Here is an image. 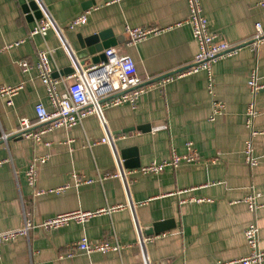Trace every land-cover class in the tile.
<instances>
[{"label": "crops", "instance_id": "crops-1", "mask_svg": "<svg viewBox=\"0 0 264 264\" xmlns=\"http://www.w3.org/2000/svg\"><path fill=\"white\" fill-rule=\"evenodd\" d=\"M199 1L208 30L230 43L246 40L254 22L264 23L257 0ZM24 2L0 0V86L23 84L11 106L0 95V137L8 135L4 141L0 138V231L21 227L25 217L40 223L76 209L125 207L94 216L84 224L71 221L52 230L34 228L28 237L19 236L0 246V264H146V260L151 264H212L248 253L243 230L252 220L259 228V247L264 249V87L255 98L258 134L253 140V155L258 164L250 168L244 159L248 137L245 111L251 99L246 82L256 68L258 81L264 84V43L254 52L242 45L235 54L213 64L215 98L224 102L225 110L211 121L212 98L205 71L151 82L185 68L198 52L191 26L184 22L189 14L186 0H42L59 29L50 28L45 37L29 35L34 21L23 12ZM87 10L86 22L69 29V22ZM179 22L182 24L177 25ZM126 26L166 30L127 46ZM102 30H110L118 38L111 47L132 58L145 87L135 103L103 109L102 117L114 138L113 150L99 142L105 131L96 114L85 116L69 129L45 132L38 142L22 137L19 117H27L34 124L31 130L38 131L44 124L36 123L34 105L41 103L51 110L34 67L37 51H53V76L60 77L70 64L61 39L76 50L78 35ZM20 40L19 45L5 49ZM18 60L26 61L29 70L22 72ZM91 64L86 61L84 66ZM62 89L59 84L58 90ZM189 142L197 162L166 167L157 175L135 171L169 159L172 152L186 154ZM45 154H49L48 159L37 167L38 187H68L33 198L24 172L33 157ZM136 158L139 166L131 167ZM118 159L125 169L132 170L128 188L119 178L101 179L115 172ZM74 173L92 181L76 184ZM251 191L259 193L255 214L244 202ZM192 197L203 201H189ZM161 221H168L169 229L144 233L149 224ZM140 233L149 237L144 245L138 243ZM83 236L90 242L110 243L115 237L121 250L91 254L75 250L73 242ZM68 251H73L72 257L65 256Z\"/></svg>", "mask_w": 264, "mask_h": 264}, {"label": "built area", "instance_id": "built-area-1", "mask_svg": "<svg viewBox=\"0 0 264 264\" xmlns=\"http://www.w3.org/2000/svg\"><path fill=\"white\" fill-rule=\"evenodd\" d=\"M34 1L41 10L42 18L34 20V24L29 32V35H40L45 37L50 28H57V26L42 0ZM120 1L122 0H109L108 3H119ZM186 2L188 4L189 14L184 22L190 24L191 26L192 36L197 43L198 52L194 55L184 70L173 75L181 77L200 70L206 72L207 90L212 98L209 120L213 121L216 116L223 114L225 110L224 102L215 98L213 88V64L220 58L235 54L238 48L244 44L249 46L251 51H256L257 48L264 43V23L260 21L254 22L253 32L246 40L238 43H230L219 37L218 34L212 33L208 30L207 20L202 14L199 0H186ZM256 4L260 8L261 15L264 19V0H257ZM88 12L89 10L75 17L71 22H69L68 28L73 29L78 25L84 24L87 20L86 15ZM180 24H182V22L177 23V25ZM125 30L129 35V39L125 41V44L127 46H133L150 36H154L165 31L166 28L158 26L132 28L126 26ZM21 42L22 40L7 44L5 49L17 46ZM61 43L69 54L73 71L67 75L54 77L53 68L51 66L53 51L49 48L37 51V60L34 67L37 71L38 77L41 79L45 87L47 97L51 104V110H47L41 103L35 104L34 111L36 115V123L44 124V127L38 131H32L31 128L34 124L27 117L21 116L18 119V131L21 133L22 137L38 142L41 140V135L45 132L51 131L55 128L69 129L74 125L80 124L85 116L96 114L100 120L101 127L105 131L104 136L99 142L108 144L113 150L114 138L107 130V124L105 119L102 117V111L104 108L121 105L126 102L133 104L139 95L145 91V87L142 85L143 80L137 73L135 63L129 55L119 53L115 47H109L103 50L106 57L105 61H100L89 66L80 65L79 61L73 59V50L63 38L61 39ZM16 64L22 72H26L31 67L26 61L22 60L16 61ZM171 78L172 75L165 77L161 79V83L168 81ZM59 84L63 85V89L61 91L58 90ZM246 85L250 92L251 99L247 104L245 111V128L248 130V137L244 142V159L247 166L252 168L258 164L257 157L253 155V140L258 134L254 126V120L257 115L255 98L258 92L264 87V84L258 81L256 68L250 71ZM22 88L23 84L0 86V95L6 98V105H12V98ZM110 96L113 97L106 99ZM165 127L166 126H161V128ZM7 136V134L2 133L0 138L2 140H6ZM48 157L49 154L33 157L24 172L27 184L31 188L33 198L48 192L59 193L68 187V185L51 189H41L38 187L37 167L39 164H43ZM197 160L198 157L195 149L189 142L187 144L186 154L179 155L172 152L169 159L162 160L160 162L154 161L149 164L142 165L135 171L142 175H157L166 167L176 168L181 163H194L197 162ZM131 171L132 170L125 169L122 165V161L118 159L115 172L106 173L101 176V179L119 178L123 181L125 187L128 188L129 183L131 182L128 174ZM73 179L76 184L82 182L90 183L92 181L90 178H82L75 173L73 174ZM184 191L186 190H179L178 192L181 193ZM258 197V192L251 191L244 198L247 208L253 214H255V211L258 208L256 202ZM184 201L185 200H181V203ZM189 201L201 202L203 199L192 197ZM129 206L133 207V204H129L128 207ZM124 207L125 206L122 204H117L93 211L76 209L56 214L40 223H34L31 219L25 217L21 227L0 231V246L6 242L16 239L19 236L28 237L29 231L37 227L44 230H52L66 226L71 221L84 224L94 216L100 214H111L112 212ZM243 234L248 247V253L246 255L230 260H218L212 264H260L264 260V249L259 247V228L255 220H252L247 224L243 230ZM148 239L149 237H143L140 233L138 243L140 245H144ZM72 246L75 250L82 251L86 254L109 251L119 252L121 250V245L115 237L113 242L110 243L108 241L90 242L87 237L83 236L81 239L73 242ZM65 256L72 257L73 251H68ZM146 264L151 263L146 260Z\"/></svg>", "mask_w": 264, "mask_h": 264}, {"label": "water", "instance_id": "water-1", "mask_svg": "<svg viewBox=\"0 0 264 264\" xmlns=\"http://www.w3.org/2000/svg\"><path fill=\"white\" fill-rule=\"evenodd\" d=\"M21 8L23 12L26 14V17L30 21L38 20L42 18L41 10L38 8V5L34 0H27L22 5ZM129 39L128 33L124 35V40L127 41ZM118 43V38L112 36L110 30H102L100 32L82 37L78 35V49L73 50V59L79 61L80 65H84L86 61H90L93 64H96L100 61H105L106 57L104 55L103 50L109 48L111 46H115ZM245 45V44H244ZM185 68H181L179 70H175L173 72H169L167 74H163L153 80L151 82L159 81L165 77L173 75L179 71L184 70ZM73 71L72 64L70 63L64 70H62L61 75H67ZM113 96H110L106 99H109ZM102 102V101H101ZM4 141V140H2ZM127 152V151H126ZM129 152V151H128ZM127 154V153H126ZM123 158L124 152H122ZM126 166V164H124ZM131 167H138L139 163L137 162V158L132 162ZM168 221L154 222L149 224L147 229L144 231L145 234L150 235L153 233H160L169 229ZM164 261L154 262L153 264H164Z\"/></svg>", "mask_w": 264, "mask_h": 264}]
</instances>
